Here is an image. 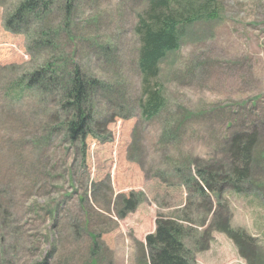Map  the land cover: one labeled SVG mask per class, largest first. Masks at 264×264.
<instances>
[{
	"label": "rangeland",
	"instance_id": "1",
	"mask_svg": "<svg viewBox=\"0 0 264 264\" xmlns=\"http://www.w3.org/2000/svg\"><path fill=\"white\" fill-rule=\"evenodd\" d=\"M23 1L0 0V264H150L158 220L180 225L196 264H251L239 229L264 264V0H219L216 19L186 28L160 63L153 118L137 30L148 0H76L71 13L56 0L9 27ZM75 71L98 81L85 146L64 126ZM253 131L249 180L214 181L234 134Z\"/></svg>",
	"mask_w": 264,
	"mask_h": 264
},
{
	"label": "trees",
	"instance_id": "2",
	"mask_svg": "<svg viewBox=\"0 0 264 264\" xmlns=\"http://www.w3.org/2000/svg\"><path fill=\"white\" fill-rule=\"evenodd\" d=\"M55 1L24 0L16 8L7 25L12 26V22L16 20L24 22L29 14L37 17L44 16L53 5H56ZM75 2L76 0H67L63 7L65 12L71 13ZM218 4L219 0H148V9L145 16L141 17L137 29L141 42L139 69L143 75L144 98L141 105L146 118L155 117L166 105L163 89L158 82L160 63L169 53L180 47L189 25L197 21H211L218 17ZM42 73L45 72L42 71ZM38 82L39 76L34 80L31 79L28 87L36 86ZM94 83L98 84V81H88L79 71H75L70 76L63 99L66 110H76V117L67 118L64 121L68 136L72 142L81 141L84 146L88 135L86 122H89V118L91 119L86 106L90 101V88ZM257 138L256 131L235 133L229 148L231 169L223 174L211 172L214 181L238 188L241 183L249 180L253 160L252 151ZM125 203L126 210L136 207L133 199H128ZM124 215L123 211L122 216ZM181 237L182 228L179 224L172 220H158L156 230L146 237V243L151 252L150 264H196L187 258V251ZM231 237L238 246L239 252L253 264L251 255L253 258L254 254L245 255L243 248L245 246L252 248L254 239L240 229L234 231Z\"/></svg>",
	"mask_w": 264,
	"mask_h": 264
}]
</instances>
